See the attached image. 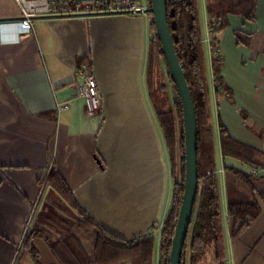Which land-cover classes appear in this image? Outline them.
Here are the masks:
<instances>
[{
  "label": "crops",
  "instance_id": "1",
  "mask_svg": "<svg viewBox=\"0 0 264 264\" xmlns=\"http://www.w3.org/2000/svg\"><path fill=\"white\" fill-rule=\"evenodd\" d=\"M20 9L17 0H0V264H36L24 246L31 223L48 200H64L46 182L53 166L76 201L117 237L159 231L172 184L147 84L150 16H38L26 31ZM224 27L216 59L224 90L216 93L214 73L210 78L227 264H264V201L223 170L225 163L242 162L222 157L218 131L221 123L264 153V0L257 2L255 19L231 14ZM238 30L253 32L251 45L238 42ZM83 67L98 84L101 111L95 117L78 95L76 71ZM257 186L264 190V179ZM229 187L249 193L261 207L235 235ZM32 242L40 264H61L43 237ZM154 259L159 264L158 249Z\"/></svg>",
  "mask_w": 264,
  "mask_h": 264
},
{
  "label": "trees",
  "instance_id": "2",
  "mask_svg": "<svg viewBox=\"0 0 264 264\" xmlns=\"http://www.w3.org/2000/svg\"><path fill=\"white\" fill-rule=\"evenodd\" d=\"M259 0H206V9L223 19L217 29L223 28L226 18L241 15L249 20L256 18ZM168 21L175 42V48L192 93L198 123V174L199 187L188 237L183 249L181 264H185V253L189 251V264H200L209 245H214L218 264H227L225 239L223 234V210L220 197L217 150L212 140L204 132L211 129V87L207 74L206 51L202 38L199 0H167ZM154 36L150 41L147 58V84L153 109L164 135L168 149L170 174L173 178V202L168 209L160 229L159 264H170L169 255L172 238L178 223L179 210L184 192L185 138L183 129V107L177 87L170 75L169 67L162 51V43L156 31L153 12L149 13ZM220 19V20H221ZM238 42L251 45L253 32L238 30ZM264 52V50H263ZM162 56L168 67V75L176 96L170 107L166 88L156 90L153 86V70L157 58ZM214 62L215 59H214ZM214 76L219 78V66L213 67ZM221 79V77H220ZM164 93V94H163ZM179 95V96H178ZM180 123V132H177ZM221 155L241 161L240 165L224 164V169L237 176L250 194H258L264 201V190H259L258 180L263 176L252 174L253 166H264V153L242 143L233 137L223 125L219 127ZM179 160L177 159V152ZM178 166V167H177ZM182 174V180L178 175ZM46 182L57 189L64 200H48L34 217L25 238L24 246L29 247L36 263L38 251L32 238L41 236L47 241L52 252L61 264H152L155 247V234L136 236L130 239L117 237L106 229L100 221L89 214L75 199L67 182L56 167H52ZM239 187L226 190L227 210L232 222V233L248 224L249 219L260 213V202ZM222 233V234H221Z\"/></svg>",
  "mask_w": 264,
  "mask_h": 264
},
{
  "label": "water",
  "instance_id": "3",
  "mask_svg": "<svg viewBox=\"0 0 264 264\" xmlns=\"http://www.w3.org/2000/svg\"><path fill=\"white\" fill-rule=\"evenodd\" d=\"M156 31L162 43L170 75L178 89L183 107V129L185 138L184 192L179 216L172 238L169 255L170 264H181L183 249L192 220L193 209L199 189L198 174V123L192 93L175 48L168 21L167 0H151Z\"/></svg>",
  "mask_w": 264,
  "mask_h": 264
},
{
  "label": "built area",
  "instance_id": "4",
  "mask_svg": "<svg viewBox=\"0 0 264 264\" xmlns=\"http://www.w3.org/2000/svg\"><path fill=\"white\" fill-rule=\"evenodd\" d=\"M21 6L20 27L30 31L33 19L41 15H93L105 13H146L149 3L138 0H17ZM81 82L78 95L86 101L89 117L97 116L101 111V98L95 76L88 67L78 68ZM63 107H68L65 104ZM252 174L264 177V166H253Z\"/></svg>",
  "mask_w": 264,
  "mask_h": 264
},
{
  "label": "rangeland",
  "instance_id": "5",
  "mask_svg": "<svg viewBox=\"0 0 264 264\" xmlns=\"http://www.w3.org/2000/svg\"><path fill=\"white\" fill-rule=\"evenodd\" d=\"M138 1L141 4H145V3H149V5L151 4V0H138ZM149 8H151V5H150ZM199 9H200V13H201V23H202V32H203L202 38H203V42H204V46H205L206 59H207V71H208L207 74H208V77L210 79L209 80V83H210V87H211V108H212V95H213L214 92H212L211 81L214 79V87H216V90H215L216 93L219 90H221V89L224 90V88H225V84H224L223 79H220V77L219 78H216V76L213 77V79L210 78V73H214L213 67H214V64L216 63V62H214V59L216 61V59L219 57L220 48H221L220 47V44H219V41H217L218 40V37H217V34H218L217 26H219L217 24L219 22L222 23V20L223 19L218 18V17H216L214 15H211L207 11V9H206V0H199ZM150 12H152V11L148 10L146 13L145 12L144 13L142 12L140 14H146L147 17H148V16H150L149 15ZM41 16H44L45 17V16H73V15H61L60 14V15H41ZM36 17H38V16H36ZM150 20H151V18H150ZM226 23H227V18H226V22L223 25V27L226 25ZM206 27L208 29H206ZM151 32H152V34H151V37H150V41H151V39L154 36V31L152 29H151ZM209 51L212 54L211 57H208V55H207ZM218 65H220V64H218ZM152 82H153V86H154V88L156 90H161L162 91L163 87L166 88V90H167L166 92L169 93V95H168V97H169L168 103L170 102V104H171L170 107H173V102H174V99H175V96H176L177 93H175V91L173 89L172 82H171L170 77L168 75V67H167V64H166L165 59L162 56H159L157 58V62L155 64V67H154V70H153V81ZM211 115H212V110H211ZM157 121H158V119H157ZM220 124H219V127H220ZM158 125H159V122H158ZM211 125H212V123H211ZM159 128H160V126H159ZM206 130H204V132H210V133L206 134L207 139L213 141L214 145L216 146V150H217V144H216L217 141H215L214 138H213V135H212V126H211V129L210 130H208V131H206ZM160 132L162 133L161 128H160ZM177 132H180V123L178 125ZM162 137L164 138L163 133H162ZM219 143H220V134H219ZM166 149H167V147H166ZM220 150H221V147H220ZM167 152H168V149H167ZM179 153L180 152L178 151L177 152V159L178 160H179V158H178ZM168 161H169V156H168ZM169 168H170V165H169ZM218 168L219 169H218L217 172L219 173L221 170H220V167L219 166H218ZM223 170H225L224 167H223ZM170 177H171V184H172L171 185V191H172V193H171V197H169L166 200V202H165V207L167 209H169L171 207L172 202H173L172 199H173V189H174L173 188V185H174V183H173L172 175ZM219 179H220V176H219ZM178 180L179 181L182 180V174H180V173L178 175ZM200 187H201V185H200ZM200 187H199V189H200ZM163 219H162V222H163ZM224 220H225V218L222 220L223 221V233H224V225H226ZM162 222L158 223V225L155 228V229L159 230V231H157V232L154 233L155 234V237H156V243H155V245L157 244V238L160 237V229L162 227ZM157 248H158V246L155 247V252L157 251ZM214 252H215L214 245H209L208 248H207V250H206V252H205V254H204V257L200 261V264H218V262L215 259V253ZM189 253H190L189 251H186V253H185V260H184L185 261V264H189ZM225 253H226V245H225ZM226 256H227V253H226ZM32 258H33L34 262L36 263V260H35V258L33 256V254H32ZM155 259H156V256H155ZM155 259H154V262H155Z\"/></svg>",
  "mask_w": 264,
  "mask_h": 264
}]
</instances>
